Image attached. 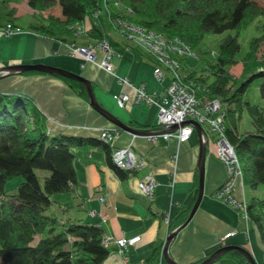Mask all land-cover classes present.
Instances as JSON below:
<instances>
[{
	"label": "trees",
	"instance_id": "trees-1",
	"mask_svg": "<svg viewBox=\"0 0 264 264\" xmlns=\"http://www.w3.org/2000/svg\"><path fill=\"white\" fill-rule=\"evenodd\" d=\"M104 1L120 5L116 11H107L113 25L117 18L126 17L167 36H177L194 50L206 34L226 32L217 50L212 51L210 61L205 62L208 74L198 75L191 68L183 71L196 85L198 96L217 98L224 104V134L242 164L244 190L245 186L255 189L264 184V102L254 103L246 95L250 82L259 78V93L264 101V0ZM26 2L31 9L44 13L46 24L37 28L39 32L58 36L56 39L61 42L64 39L60 35L73 31L86 16L91 17L95 11L98 14L94 18L104 14L103 0ZM257 17L263 18L261 33L249 40L248 50L240 58L237 32ZM185 59L188 58L182 60ZM239 61L244 64L243 76L236 79L229 69ZM36 72L41 71L24 73ZM210 75H213L212 81L207 79ZM54 76L88 100L82 82ZM243 111L250 116L252 129L240 131L238 125ZM84 145L102 146L108 164L120 179L134 174L115 165L111 144L82 135L49 134L45 116L31 97L0 91V264H102L108 257L110 251L103 227L71 216L69 206L54 199L57 194L75 190L78 180L72 147ZM15 176L22 180L9 192L6 183ZM197 186L196 171L194 201ZM246 199L248 219L255 225L264 247V195L246 196ZM54 204L64 212L56 214L52 210ZM191 207L172 222L170 231L185 221ZM155 255L146 264H156L159 258ZM225 255L248 262L236 249Z\"/></svg>",
	"mask_w": 264,
	"mask_h": 264
},
{
	"label": "crops",
	"instance_id": "crops-1",
	"mask_svg": "<svg viewBox=\"0 0 264 264\" xmlns=\"http://www.w3.org/2000/svg\"><path fill=\"white\" fill-rule=\"evenodd\" d=\"M102 16H91L89 27L84 21L79 31L61 34L59 38L64 39L62 42L56 39L58 36L38 34L37 28L41 24L34 17L35 24H31V33L6 36L0 31V68L17 63L43 62L79 73L92 82L98 101L122 121L128 124L132 122L135 124H131L133 127L151 128L157 124V107L143 101L136 103L134 86L143 84L148 93L161 92L169 77L158 81L153 74L154 60L148 53L123 38L111 39V32H106L107 27L110 28L107 19ZM8 21L14 23L11 18ZM41 23L46 24L45 21ZM100 34L109 40L116 52L121 53L120 57L114 56L112 59L114 73L98 66L96 62L102 59L100 52H97L96 62L85 63L68 53V44L71 42L88 45L94 43L95 39L97 41ZM119 77H125L130 82H120ZM0 91L31 97L45 116L49 134L67 133L99 140L103 128L112 130V126H115L66 81L50 73L9 74L0 79ZM121 92L129 96L125 107H120L115 99V95ZM130 143L133 150L142 155L152 167L156 181L152 201L138 187L146 168L122 180L108 164L105 149L100 145L72 147L77 185L75 190L54 197L57 202L69 206L70 215L74 212L77 217L88 222L99 223L105 235L111 238L108 244L110 253L102 264H124L113 240L121 235L127 238L140 236L128 249L132 264L152 261L159 244L165 241L172 222L194 203L193 185L199 155L197 134L193 132L187 141L179 144L176 139L165 140L161 137L156 144H152L143 135L133 137L132 133L121 130L111 145L115 148ZM176 149L179 155L175 165L171 156ZM227 177L222 161L208 142L200 203L188 222L177 231L169 246V254L176 262L196 264L213 249L224 244H235L247 248L258 264H262L263 244L255 225L250 219L243 218L237 209L212 196ZM234 182L233 194L239 199L241 193L245 195V190L243 188L244 192L241 191L238 178ZM98 185L103 186L105 204H100L94 196L98 194ZM91 210H97L98 214H91ZM162 264H168L163 256ZM210 264L250 263L240 262L224 254Z\"/></svg>",
	"mask_w": 264,
	"mask_h": 264
},
{
	"label": "built area",
	"instance_id": "built-area-1",
	"mask_svg": "<svg viewBox=\"0 0 264 264\" xmlns=\"http://www.w3.org/2000/svg\"><path fill=\"white\" fill-rule=\"evenodd\" d=\"M97 14V11H95L94 15ZM109 18L111 20V16ZM115 25L123 35L125 34L127 40L153 58V74L158 81H164L167 76L169 77L161 92L148 93L143 84L134 86L136 103L143 101L157 107L158 128H153L155 132L148 133L144 137L152 144H156L160 137L165 140L176 139L179 144L187 141L195 131L190 124H180L187 119L198 121L203 128V140L210 141L214 135V150L228 173L227 180L213 192V196L232 205L243 218L248 219L247 202L243 199L244 196L238 199L233 194L234 179L239 178L243 184L242 164L234 147L224 134V109L222 104L217 98H209L205 95L198 96L196 85L191 79L187 78V74L182 69V59L195 56V50L177 36H167L144 24L129 21L126 17L117 18ZM0 31L6 36L21 32L19 28H14L11 25H6ZM99 51L103 54V58L100 62H96L97 52ZM68 53L71 56L82 58L81 60H94L111 73H114L113 57L121 56L113 49L106 38L96 44H88L87 46H78L72 42L68 44ZM118 79L120 82L129 83L125 77H119ZM128 97V94L124 92L115 95L120 107H125ZM175 123L178 124L177 130L173 132L162 131L163 128ZM112 127H114L112 131L107 127L103 128L100 134L101 139L104 142L106 140L109 144L113 143L120 132L119 128ZM132 135L133 137L136 136L134 133ZM178 155L179 152L176 149L171 156L175 165ZM113 159L115 164L126 170L146 168L147 171L143 178L139 180L138 186L146 197L152 199L154 186L156 185L152 167L142 155L134 152L132 144L118 148L114 152ZM101 189L102 187L99 186L98 190L101 191ZM138 239V236L129 239L124 236L116 238L118 251H123L128 244L134 243ZM109 241L110 237L105 236V243ZM156 264H162V254Z\"/></svg>",
	"mask_w": 264,
	"mask_h": 264
},
{
	"label": "rangeland",
	"instance_id": "rangeland-1",
	"mask_svg": "<svg viewBox=\"0 0 264 264\" xmlns=\"http://www.w3.org/2000/svg\"><path fill=\"white\" fill-rule=\"evenodd\" d=\"M119 7H120V5L117 2H111L110 3L108 1L105 2L103 0L102 6H101L102 12L104 13L103 16H105L107 18L109 16V14L107 13L108 10H114V11H116L117 9H119ZM16 14H18V15H16ZM92 16H94V15H92ZM99 16H101V15H98V17ZM32 17H34V20H36V22H37V20H39L38 23H40L41 25H43L41 22H43V21L46 22V20L44 19V13H43V11L42 10L31 9L27 5V2H25V0H0V30L3 27H5L6 25L14 24L13 27L14 28H19L20 31H21L20 33H31L32 32L31 24H35V22H34V20H33ZM10 18L14 20L13 21L14 23L8 21ZM90 19L91 18L89 16H86L85 19H84V21L87 22V25H86L87 27H89L88 22H90ZM128 20L131 21L129 18H128ZM262 20H263L262 17H257L252 22H250L247 26L242 27V28H240L238 30L237 34L239 36L238 37V40H239L240 49H241L240 54H239L240 58H242V56L244 55V53L248 50L249 40L252 37H254V36L260 35V33H261L260 24H261ZM106 22H107V24L110 27L109 29L107 27L108 30L106 29V32L107 33H109V31L111 32L110 33L111 35L109 34V37L111 39H113V40H118V39L123 40L124 39V41L126 40L128 43H130L131 45H133L129 40H127V38L124 36L125 34L123 35V33L121 32L120 29H118L112 23L109 22V19L108 18H107ZM134 22H136V21H134ZM137 23H141V22H137ZM82 28H83V26H81V24H76L74 26V28H73V31L76 32V31H79ZM225 33L226 32H224V33H208V34H206L203 37V40L199 44V46L197 48H195V51H196L195 56L188 57L187 60L185 59V60L182 61V69L183 70H185V69L188 70L189 68H191V70L192 71H195L198 75L200 73L208 74V70L206 68L205 62L210 61L211 54H213L212 51L217 50L218 43L223 38V36L225 35ZM38 34H41V33L38 32ZM105 38L106 37L101 36V34H100V36L97 38V41L95 39L94 40V43H91V44H96L97 42H99L100 40L105 39ZM76 45L82 46V45H79V43L76 44ZM83 46H87V45H83ZM133 46L134 47H137L135 45H133ZM263 47H264V45L262 46V49H263ZM127 48H130V47L127 46ZM137 48H139V47H137ZM140 50H142V49L140 48ZM142 51H144V50H142ZM95 56H96V53H95ZM115 57H120V56H115ZM102 58H103V54H102ZM81 61L83 63H85V60H81ZM87 62H94V60L93 61L92 60H88ZM98 66L100 68H103L100 65H98ZM243 67H244L243 62L239 61L236 65L232 66L229 69L230 75H232L233 77H236V79L242 78V76H243ZM103 69H105V68H103ZM207 79L209 81H212L213 80V75L208 76ZM259 82H260V79L259 78H256L252 82H250V84L248 86V89H247V92H246L247 97L252 102H254V103H259L260 101L264 102L263 100H261V97H260V93H259ZM222 106L224 107V104H222ZM238 128H239L240 131L252 129V124H251L250 116L248 115V113L246 111H243L242 112V115H241V119L239 121ZM194 134H196L195 131H194ZM101 138H100V140H102ZM213 139H214V135L212 136V138H211V140L209 142V146L210 147L213 146ZM120 147H123V146H120ZM41 173L42 174H46L47 172L46 171H41ZM21 180H22V177H20V176H15V177L9 179L7 181V183H6V189L9 192H13L15 190V187L18 185V183ZM239 181H240L241 191L244 192L243 191V187H242L243 184L241 183V180L240 179H239ZM99 186H101V185H98L97 186V189H98ZM101 187H102V189L100 191L101 194L98 193V194H96L94 196L97 197V199L100 201V204H103V203L105 204L106 203V198H105V195L103 193V186H101ZM245 192H246V195H242V193H241V196H244L243 199H245L246 202H247L246 196H247V198H249L252 195H257V196L262 197L264 195V184H259L258 187L255 188V189H251V188L245 186ZM153 195H154V192H153ZM52 210H54L56 212V214H59L61 212H64L63 209L58 208V206L56 204H54L52 206ZM90 213L91 214H94V215L95 214L97 215L98 214V211L95 210V212H94L93 210H91ZM71 216H76L77 217V215L74 212L71 213ZM121 236H124V235H121ZM136 236L140 237L139 235H135V236H132V237H129V238H133V237H136ZM136 241H138V240H136ZM164 242H162L161 244H159V248L156 250V253H155V254H158V255H155V258H159L160 259L161 254L163 256V246H164ZM134 243L128 244L127 245V248L123 249V251H118L117 250V253L121 257V260H122V262L124 264H132L130 262V260H129L128 249ZM261 249H262V251H261L262 259H260V262L263 264V260H264V250H263L264 247H263V245H261ZM161 250H162V252H161ZM150 262H152V261H150Z\"/></svg>",
	"mask_w": 264,
	"mask_h": 264
},
{
	"label": "water",
	"instance_id": "water-1",
	"mask_svg": "<svg viewBox=\"0 0 264 264\" xmlns=\"http://www.w3.org/2000/svg\"><path fill=\"white\" fill-rule=\"evenodd\" d=\"M29 70H36V71H41V72H46L54 75H62L67 78H71L77 81H80L83 83L89 104L97 111L99 112L105 119H107L109 122L114 124L117 128L120 130H125L130 133H134L136 135H146L148 133L155 132L151 128L148 127H133L132 125L125 123L122 121L118 116L113 114L110 110H108L106 107H104L97 99L92 82L86 78L85 76L73 72L71 70L58 67L55 65L47 64V63H42V62H37V63H17V64H11L4 66L0 68V78L4 77L6 74H12V73H20L24 71H29ZM184 124H191L198 136L199 140V155H198V163H197V172H198V186H197V195L196 199L187 215V218L183 223H181L179 226L175 227L173 230H171L165 239L164 246H163V257L165 261L168 264H180L176 262L169 254V246L172 241V239L175 237L177 231L184 226L188 220L191 218V216L194 214L195 210L197 209L202 194H203V188H204V164H205V156H206V141L203 140L202 137V132L203 128L202 126L194 119H187L183 121L180 125ZM178 127V124H170L168 127H165L162 129V131H167V132H172L176 130ZM231 249H236L239 251L250 264H258V262L255 260L254 256L252 253L245 247L235 245V244H224L216 249H214L211 253H209L205 258H203L200 262L196 264H210L214 262L216 259H218L220 256L224 255L227 251Z\"/></svg>",
	"mask_w": 264,
	"mask_h": 264
},
{
	"label": "bare ground",
	"instance_id": "bare-ground-1",
	"mask_svg": "<svg viewBox=\"0 0 264 264\" xmlns=\"http://www.w3.org/2000/svg\"><path fill=\"white\" fill-rule=\"evenodd\" d=\"M10 35H12V34H10ZM10 35H8V36H10ZM93 61V60H92ZM30 71V70H29ZM25 72V71H24ZM24 72H20V73H24ZM9 74H6V75H4V76H8ZM1 79V78H0ZM130 82V81H129ZM198 122V121H197ZM199 123V122H198ZM200 124V123H199ZM157 125V124H156ZM191 125V124H190ZM201 125V124H200ZM178 128V127H177ZM151 129H153V128H151ZM177 130V129H176ZM121 131V130H120ZM175 131V130H174ZM170 132V131H169ZM173 132V131H172ZM101 133V132H100ZM101 138V137H100ZM106 141V140H105ZM206 141V145H207V143L208 142H210V141H208L207 139L205 140ZM118 148H120V147H115L114 149H113V152H112V160H114L113 159V155H114V152L118 149ZM114 162V161H113ZM115 165H117V164H115ZM118 166V165H117ZM118 167H120V166H118ZM121 168V167H120ZM123 169V168H122ZM142 169V168H141ZM124 170H126V169H124ZM139 170V169H138ZM126 171H128L129 173H131V172H135V171H137V170H126ZM227 172V171H226ZM227 176H228V173H227ZM139 187V186H138ZM140 189V188H139ZM97 192L99 193V194H101L100 193V191L97 189ZM142 193V192H141ZM143 194V193H142ZM144 195V194H143ZM145 196V195H144ZM212 196H213V194H212ZM146 197V196H145ZM148 200H150V201H152L153 200V198H154V195H153V198L152 199H149L148 197H146ZM95 212V211H94ZM106 236V235H105ZM111 239V238H110ZM114 241H115V239H113ZM110 242V241H109ZM109 242H107L106 244L108 245V243ZM116 245H117V243H116ZM118 247V246H117Z\"/></svg>",
	"mask_w": 264,
	"mask_h": 264
}]
</instances>
